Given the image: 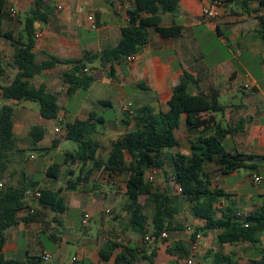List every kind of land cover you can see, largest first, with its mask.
<instances>
[{
	"label": "crops",
	"instance_id": "1",
	"mask_svg": "<svg viewBox=\"0 0 264 264\" xmlns=\"http://www.w3.org/2000/svg\"><path fill=\"white\" fill-rule=\"evenodd\" d=\"M205 2L180 0L175 13L163 16L162 26L165 28L181 26L182 35L175 38L162 37L154 29H150V42L136 56L133 63L125 60L114 63L112 68L111 64L102 66L99 61H95L87 69L89 73L90 69L94 68L95 82L85 94L82 91L73 95L67 93L68 85L63 74L70 71L72 66L59 64L31 79L32 86H44L48 93L57 97L60 107L57 120H45L40 112L37 114L23 106L24 103L33 102H5L0 98V107L10 104L15 108L14 133L18 139V148L20 150L37 148L43 155L40 161H37L33 153L24 160L16 156L2 182L16 187L24 185L26 179L38 182L36 188H30L28 191L64 189L67 181L72 178L69 173L76 172L74 176L76 178L79 168L77 165H64L60 175L64 176L62 183H59L60 178L58 180L48 178L47 170L56 163L59 145L52 151L45 150L52 146L54 140L59 139L55 133L57 126L53 128L51 123L59 124L60 119L64 122L67 120L70 116L65 109L67 106H72L77 119L80 120H86L97 107L105 108L100 101H110L112 106L108 108H114L116 105L120 112L123 106L132 104L135 108L137 101L144 100L141 105H149L156 110L167 112L168 101L185 72L192 74L199 81L190 88L192 94L215 93L219 95L220 103L227 106L224 114H212L217 123L224 127L243 125V132L226 138L224 147L227 153L243 156L264 155V42L258 38L257 33L258 17L264 14V5L258 0L249 1L247 7L244 4L245 0H224L221 17L207 20L203 14ZM48 4L55 9L48 22L37 27L41 28L38 32L42 34L36 39L34 50L39 64L53 57L62 60L80 59L88 53H99L116 47L121 41L122 29L127 25V12L134 7L133 2L122 0H48ZM251 10L258 12H250ZM22 24L24 27V22ZM6 32L11 30L7 29ZM2 49L4 52L0 58V66L4 70V75L0 78V84L8 86L18 71L12 65L14 53H11L9 48L7 50L6 46ZM246 85L252 86L253 91H247ZM223 98L225 101L221 102ZM117 119L116 117V126H119L121 121L125 124L130 123L125 118H121L119 122ZM35 123L37 125H33ZM107 123L108 121L99 126L97 134L110 129V125L114 124ZM105 125H108L107 128L100 130ZM33 128L43 129V137L36 141V144L31 137ZM133 130L135 128L130 131ZM180 130H184L183 140L178 137L181 145L186 142L190 148L191 137L184 125ZM109 132L108 130L103 137L112 144L115 137ZM62 133L64 135V131ZM20 134H24L22 139ZM44 143L47 145L43 146ZM182 147L174 151L182 153ZM67 152L70 151H66L65 154ZM186 155H190V149ZM29 161H33V164L30 165ZM255 163L258 164V160L249 161L251 165ZM157 171L159 170L153 172L157 174ZM207 171L210 173L212 187L229 194V200L236 205L239 212L249 214L258 211L264 205V161L258 170L248 168L224 174L218 165L209 163ZM255 173L263 177V183L259 186L253 184L251 180ZM107 177L106 171L97 172L88 183L78 186L79 189L64 190L62 196L67 206L64 214H55L50 209L42 208L39 202L28 199V208L19 214V218L28 217L30 210H34V214L38 213V217L28 221L19 220L17 226L6 231L7 241L3 251L5 257L27 261L33 256L42 257L43 254H49L51 260L42 264H72L74 258H77L75 264H104L99 251L107 240L131 247L145 245L149 240L145 243L140 235L127 228V214L126 220L119 219L121 214L112 216L111 210L124 212L123 206L127 201L125 186H122L120 191L117 189L119 180L124 176H114L110 181H106ZM223 202L226 203V200ZM71 212L75 220L70 219ZM86 214L91 216L88 227L82 225ZM195 221L202 226L201 222ZM220 233L207 231L205 234L200 233L199 239L193 240V235L189 236L186 232L169 240L165 245L161 243L154 264H188L190 260L193 264H208L204 259L208 250L233 254L239 264H253L262 258L260 248H264V234L261 236L260 246L249 244L219 246L217 237ZM43 235L48 242L54 243L55 251L48 249ZM136 236L140 237V241ZM177 243H181L190 255L180 259L166 252L168 247H175ZM70 245L76 248L69 259L67 253ZM194 248L198 251L196 255L193 254ZM120 251L121 248L118 252ZM111 264H114L113 261Z\"/></svg>",
	"mask_w": 264,
	"mask_h": 264
},
{
	"label": "trees",
	"instance_id": "2",
	"mask_svg": "<svg viewBox=\"0 0 264 264\" xmlns=\"http://www.w3.org/2000/svg\"><path fill=\"white\" fill-rule=\"evenodd\" d=\"M133 2L134 7L127 12V25L122 29L120 43L111 49L99 53H88L80 59L62 60L53 57L41 64L35 55L36 33L41 30L36 23L45 24L54 12V6L48 0H33L31 8L26 15L24 28L15 38L12 32L2 33L0 36L11 41L14 48L12 59L13 67L18 71L13 82L4 86L0 84L1 99L9 101H29L39 106V112L45 120H57L60 107L55 95L48 93L44 86L34 87L31 79L57 65L72 66L70 71L63 74L68 85L67 93L73 95L78 91H88L95 82L94 68L85 72L95 61L102 66L119 63L128 57L137 56L150 42V29H154L162 37H179L183 28L162 26L163 16L175 13L179 8L180 0H122ZM244 4L247 7L248 2ZM264 5V0H258ZM9 0H0V21L9 17ZM258 12L251 10L250 12ZM258 38L264 42V14L258 17ZM4 70L0 66V78ZM198 79L185 72L179 83L175 86L172 96L168 101L169 110L163 112L149 105L134 108L132 117L135 130L120 135L116 138L109 150L108 157L99 158L102 148L101 143L94 139L99 126L106 123L103 116L95 111L89 114L86 120L76 119L74 122H61L63 126V139L73 141L79 148L75 152H67L65 160L53 163L47 170L50 179L58 180L64 165L79 168L76 172L69 173L72 178L67 181L66 187L58 191L44 189L39 200L42 208L50 209L55 214H64L67 211L64 190L75 191L78 186L86 184L97 172L106 171L108 176H124L125 194L127 201L123 211L128 216L127 228L140 235L146 243V238L151 242L150 247L144 245L125 246L114 240H107L99 251L104 264H154L158 246L169 241V235L183 231L184 225L177 221L182 211V204L189 205L193 218L202 223L192 233L193 240H197L200 233L207 231H220L217 244L237 246L249 244L262 245L261 236L264 234V205L255 212L243 214L239 212L234 203L229 200L230 195L222 190L212 187L207 164L215 163L224 174H230L241 169L252 168L258 170L264 161L262 156L230 155L227 153L224 142L228 136H234L244 131L243 125L239 127H224L217 123L212 114H224L226 107L219 101V95L192 94L190 88L198 84ZM101 105L111 107L110 101H100ZM129 118L128 114L124 113ZM184 125L190 135V155L174 150L181 148L178 131ZM15 108L5 104L0 107V264H42V257H31L27 261L7 259L4 255L6 245V231L18 225L19 220H33L38 213L28 217L19 218V214L26 210L28 189H34L38 182L26 179L22 186H11L3 181L9 166L18 156L24 160L26 150L18 148V139L14 133ZM33 143L43 137V129L33 128L31 132ZM60 144L54 140L52 146L45 151H52ZM258 160V164H249V161ZM171 162L172 175L168 182L172 185L176 195L170 190L161 191L153 183L146 180V175L151 170L162 171L167 175L166 164ZM32 183V184H31ZM181 189V192L176 190ZM145 197V202H142ZM226 203L223 204V200ZM168 233L166 240H160L163 233ZM121 248V251L118 250ZM263 256L253 264H264V248H260ZM166 252L178 258L190 255L181 243L175 247H168ZM208 264H239L235 255L224 254L208 250L204 256Z\"/></svg>",
	"mask_w": 264,
	"mask_h": 264
},
{
	"label": "rangeland",
	"instance_id": "3",
	"mask_svg": "<svg viewBox=\"0 0 264 264\" xmlns=\"http://www.w3.org/2000/svg\"><path fill=\"white\" fill-rule=\"evenodd\" d=\"M32 2L33 0H9V4H8V13L10 8L12 7H15L17 10H18V15L16 17H12L11 15L3 20L0 21V30L1 32L4 34L5 33V30H11V32L14 34L15 38H17L19 36V33L21 32V30H23V24L22 22H25V18H26V15L27 13L29 12L30 8H31V5H32ZM21 21V22H20ZM3 46H6L7 47V50L9 48V51H11V53L13 52L14 53V48L11 44V41L5 39L4 37H1L0 36V58L2 57V54L4 52V50L2 49ZM87 91H82L83 94H85ZM111 95H113L112 92H109ZM142 101H137L135 103V107L138 108L140 106H142ZM224 98L222 99L221 102H224ZM23 106H27L31 111L33 112H36L37 114H39V110H38V105L36 103H24ZM66 111L70 114V116L67 117V120L65 122H74L77 117H76V112L74 111V109L72 108V106H67L66 108ZM99 116H103L107 121H108V125L110 122H114V124L110 125V129L108 128V130L110 131L109 133L113 134V137H115L116 139V136L117 138L123 134V133H126L132 129L135 128V125H133V119L132 118H128L125 116L124 112L121 110L119 112V108L115 105L114 108H108V107H97L95 110H94ZM116 117L118 118V122L121 118H125L127 120V122H130L128 124H125V123H121L120 122V125L119 126H116L115 124V121H116ZM110 121V122H109ZM132 125H129L131 124ZM53 128L55 126H58L61 131L63 132V126L62 124H57L56 122H52L51 123ZM33 125H37L36 123L33 124ZM107 125V126H108ZM103 126V125H102ZM107 126L105 125L104 127H102L100 130H104L105 128H107ZM108 130L105 129L103 132H100L99 134H97L95 136V139L98 140L100 143H101V150H100V153H99V158L100 159H105L107 157V154L110 150V147H111V141L109 143L108 139L106 137H103L104 134L108 133ZM19 132V131H18ZM63 133L61 134H58L59 136V139H60V144H59V155L57 157H55V161L57 163H63L64 160H65V152L66 151H70V152H75L78 150L79 146L77 143L73 142V141H68V140H65L63 139ZM178 137L183 140V134H184V130H180L178 131ZM24 134H20V138L22 139ZM49 132L47 134V138H49ZM114 139V140H115ZM47 144L44 143L43 146H46ZM182 153L184 154H189V146L187 145L186 142H183L182 144ZM41 150H37V148L35 149H26L25 153L23 154L24 155V158L27 157V156H30L32 153L36 155L37 157V161H40L41 159H43V155L41 154L40 152ZM21 162V160H19ZM33 161H29L28 163H30V165H32ZM171 162L169 161L167 164H166V171H167V175H165L162 171H157V174L155 175L156 176V180L155 182L153 183L154 186L158 189H160L161 191H165V190H170V192L173 194V195H176L175 193V190L174 188L172 187V185L170 184V182H168V179L170 178V176L172 175V169H171ZM102 178V177H101ZM108 180L110 181L111 178L108 176L107 177ZM64 180V176H61L60 177V180H59V183H62V181ZM125 180L126 178L125 177H121V180H119V186H118V190L120 191V188L122 186H125ZM250 188L253 189V186H251ZM122 194V192H120V195ZM146 198L145 197H142V202H145ZM111 210V209H110ZM112 211V216L113 217H116L118 214H121L120 216V220H126L125 219V215L124 212H120L117 210V209H114V210H111ZM75 217L74 214L71 212L70 213V219L72 220H75L76 218H73ZM98 220V218L96 219ZM177 221L180 222L181 224L184 225V230L183 231H180V232H177L175 233L173 236H170L169 235V238L168 240H171V239H175L176 237H179L183 234H185L187 232V234H189V236L192 235L193 232L196 231V229L198 227H200V225L195 221V219L193 218V216L191 215L190 213V208H189V205L186 204V203H183L182 204V211L180 213V215L177 217ZM188 228H190V230H188ZM44 239H46V245L48 247V249H51L53 251L56 250V248L53 246L54 243L53 242H48V239L45 237V235L42 236ZM138 236H136L137 238ZM139 241H140V237H138ZM166 243H168V241L164 242L163 245H165ZM152 244L150 243V241H148L144 246L145 247H150ZM75 246L74 245H70L69 246V249H68V258L70 259L73 255V253L75 252ZM37 257V256H35Z\"/></svg>",
	"mask_w": 264,
	"mask_h": 264
},
{
	"label": "built area",
	"instance_id": "4",
	"mask_svg": "<svg viewBox=\"0 0 264 264\" xmlns=\"http://www.w3.org/2000/svg\"><path fill=\"white\" fill-rule=\"evenodd\" d=\"M205 4H204V7H203V14H204V17L207 19V20H216L218 18L221 17L222 15V10L224 9V0H205ZM10 12V15L12 17H16L18 15V10L16 8H11L9 10ZM42 36L41 33L37 32L36 33V39L40 38ZM136 60V56H131V57H128L127 58V61L129 63H133L134 61ZM88 70L85 69V72H87ZM245 89L247 91H253V87L250 86V85H246L245 86ZM0 98H1V92H0ZM122 111L126 114H128V116L130 118L134 117L135 115V110H134V107L132 106V104H128V105H125L122 107ZM64 120L63 119H60L59 120V124H61V122H63ZM55 133L56 134H61L62 131L61 129L57 126L55 128ZM31 158L33 159L34 156H31ZM154 171V170H153ZM151 173V171H149L146 175V180L150 183H154L155 182V179H156V173L153 172ZM251 180L253 182V184H255L256 186H259L263 183V177L260 175V174H253L252 177H251ZM106 181H109L108 178H106ZM0 187H2V184L0 183ZM176 190H178V192H181V189L179 187H176ZM26 195H27V199H33L35 200L36 202H39L41 196H42V191L41 190H35V191H27L26 192ZM223 204H225L223 202ZM30 213L31 214H34V210H30ZM108 213H110V211H108ZM90 222H91V216L89 214H86L84 217H83V220H82V225L84 227H88L90 225ZM190 230V229H189ZM168 238V233L165 232L162 234L160 240H166ZM197 238L199 239L200 238V235L197 236ZM146 240H149V238H146ZM197 248H194L193 250V254L196 255L197 254ZM42 258L45 260V261H49L51 260V256L49 254H43ZM77 261V258H74L72 260V264H75ZM188 264H193V261L190 260L188 262Z\"/></svg>",
	"mask_w": 264,
	"mask_h": 264
},
{
	"label": "water",
	"instance_id": "5",
	"mask_svg": "<svg viewBox=\"0 0 264 264\" xmlns=\"http://www.w3.org/2000/svg\"><path fill=\"white\" fill-rule=\"evenodd\" d=\"M39 23H36V26L38 27Z\"/></svg>",
	"mask_w": 264,
	"mask_h": 264
}]
</instances>
